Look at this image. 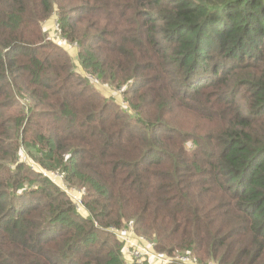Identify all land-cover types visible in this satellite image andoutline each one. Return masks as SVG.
<instances>
[{"label": "trees", "instance_id": "1", "mask_svg": "<svg viewBox=\"0 0 264 264\" xmlns=\"http://www.w3.org/2000/svg\"><path fill=\"white\" fill-rule=\"evenodd\" d=\"M128 223L166 264H264V0H0V264H125Z\"/></svg>", "mask_w": 264, "mask_h": 264}, {"label": "rangeland", "instance_id": "2", "mask_svg": "<svg viewBox=\"0 0 264 264\" xmlns=\"http://www.w3.org/2000/svg\"><path fill=\"white\" fill-rule=\"evenodd\" d=\"M42 29L44 32H46L47 34V39L51 40L52 42H54L56 45L60 46L67 54L68 56L72 59L73 63L76 65L75 67V71L82 75L85 76V73L82 71V69L77 65L76 62V56H77V49L75 46L73 45H69L65 42V40L63 38H61L57 32H56V14L55 12L50 16L49 19H47L45 21V23L42 24ZM94 88L96 89V91H98L100 93V95H102L105 98H113L114 102L119 106L121 101H123V97L121 95V92L119 91H115V89H112L106 85L102 86L101 84L92 82ZM172 118H174V115L171 116ZM189 147V145L187 146ZM187 149H190L187 148ZM20 161H24L26 164H29L33 170L35 171H40L42 170L36 163H34L29 157H27V155L25 153L20 154L19 158ZM43 171V170H42ZM51 177V179L56 182L57 185L61 186L63 188V184H62V180L60 179L59 176L56 175H49ZM67 194L70 196L71 200L73 201V203L78 204L76 202H78V200H80L81 194L78 193L75 190H68ZM78 211L81 215L85 216V212L83 211V209L81 208V206L78 204ZM131 225V223H128L126 225L123 226V228H128ZM130 235V234H129ZM135 235V234H134ZM132 237V235H130ZM134 237V236H133ZM133 241L138 242L139 245L143 248L149 247L151 245H149V243L145 242L143 239L141 238H132ZM152 247V246H151ZM124 259H125V264H130V257L127 254V252H124ZM182 257H186V256H182ZM180 258V257H179ZM178 258V260H179ZM189 258V257H188ZM190 260V258H189ZM180 261V260H179ZM191 261V260H190ZM151 262V263H150ZM149 264H155L153 261H150ZM182 262V261H180ZM209 264H215L213 261L210 262Z\"/></svg>", "mask_w": 264, "mask_h": 264}, {"label": "built area", "instance_id": "3", "mask_svg": "<svg viewBox=\"0 0 264 264\" xmlns=\"http://www.w3.org/2000/svg\"><path fill=\"white\" fill-rule=\"evenodd\" d=\"M120 106L123 110H127V106L123 101H121ZM76 203L81 205L80 200H78V202ZM78 204L76 205L78 206ZM113 232L115 233L116 238L122 243L124 252H127V254L129 255L131 259L130 264H142L143 262L148 260L153 261L155 264L170 263V258L156 254L151 246L143 248L139 245L138 242L133 241L132 238L137 237L134 235L131 225L128 228H122L119 230L113 229ZM129 234L132 235V237ZM179 260L182 261L181 263L183 264H190V260L188 257H180Z\"/></svg>", "mask_w": 264, "mask_h": 264}]
</instances>
